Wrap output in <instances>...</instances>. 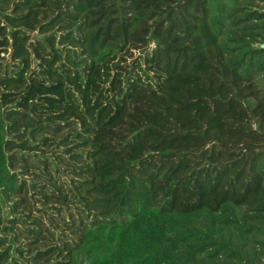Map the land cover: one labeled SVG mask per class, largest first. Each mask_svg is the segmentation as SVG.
Wrapping results in <instances>:
<instances>
[{
	"label": "trees",
	"instance_id": "16d2710c",
	"mask_svg": "<svg viewBox=\"0 0 264 264\" xmlns=\"http://www.w3.org/2000/svg\"><path fill=\"white\" fill-rule=\"evenodd\" d=\"M0 264H264V0H0Z\"/></svg>",
	"mask_w": 264,
	"mask_h": 264
},
{
	"label": "rangeland",
	"instance_id": "374dc122",
	"mask_svg": "<svg viewBox=\"0 0 264 264\" xmlns=\"http://www.w3.org/2000/svg\"><path fill=\"white\" fill-rule=\"evenodd\" d=\"M139 53L137 52V53H135L134 55L137 57V55H138ZM5 57H6V60L7 59H9V54H7V55H5ZM132 62V59L130 58L129 60H128V63H131ZM64 132H66V131H64ZM63 132V133H64ZM66 133H64V135H65ZM63 135V134H62ZM61 135V136H62ZM59 137V136H58ZM54 150H55V154L56 155H51V157L52 158H57L58 156H59V152H63L64 150H65V147H63V146H61L60 148H54ZM50 154H51V152H50ZM33 157V156H32ZM39 157V156H38ZM58 177V180H57V182H58V184L61 182V181H63L64 179H65V176L63 175V174H60L59 176H57ZM54 178H56V177H54ZM44 180H45V178H43ZM41 182V181H40ZM48 183V182H47ZM5 210L7 211V208H5ZM9 212V211H8Z\"/></svg>",
	"mask_w": 264,
	"mask_h": 264
}]
</instances>
